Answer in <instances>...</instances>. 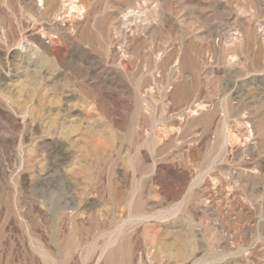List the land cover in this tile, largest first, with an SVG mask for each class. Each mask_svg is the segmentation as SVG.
<instances>
[{"label":"rangeland","instance_id":"374dc122","mask_svg":"<svg viewBox=\"0 0 264 264\" xmlns=\"http://www.w3.org/2000/svg\"><path fill=\"white\" fill-rule=\"evenodd\" d=\"M0 264H264V0H0Z\"/></svg>","mask_w":264,"mask_h":264},{"label":"bare ground","instance_id":"6f19581e","mask_svg":"<svg viewBox=\"0 0 264 264\" xmlns=\"http://www.w3.org/2000/svg\"><path fill=\"white\" fill-rule=\"evenodd\" d=\"M245 135V134H244Z\"/></svg>","mask_w":264,"mask_h":264}]
</instances>
